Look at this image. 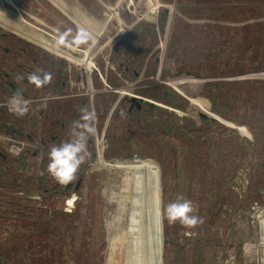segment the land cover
Segmentation results:
<instances>
[{
	"label": "rangeland",
	"instance_id": "obj_1",
	"mask_svg": "<svg viewBox=\"0 0 264 264\" xmlns=\"http://www.w3.org/2000/svg\"><path fill=\"white\" fill-rule=\"evenodd\" d=\"M49 1L66 19L59 18L40 0H0V71L14 65L29 66V54L18 53L17 49L36 50L39 59L44 54L52 55V51L77 67L78 61L71 56L82 63L94 46L95 54L89 53L87 59L101 71V79L96 78L98 88H104L109 77L113 82L124 80L134 85L129 93L136 92L135 85L139 84L148 103L143 104L136 123L134 115L122 116L121 111L114 110L118 96L113 98L101 126L103 131L109 121L106 142L100 129L94 155L85 159L76 174L81 181L79 189L67 191L62 197L49 191L53 179L41 166L44 154L39 151L32 155L38 147V136L31 141L26 138L27 133L41 130L38 108H33L34 126L28 125L27 115L17 117L5 106L13 92L0 88V153L5 158L16 156L11 147L23 142L19 154L26 160L24 168H15L0 159V209L8 210L11 202L21 204L28 197L41 200L48 209L80 215L75 222L71 217L67 220V224L76 226L69 231L68 239L72 232V264H156L152 161L167 162L171 202L175 201L170 159L176 158L181 144L189 146L190 153L196 145L194 140L203 139L204 127H210L242 151L244 169L237 201L244 196L247 172L255 182L248 205L226 209L222 204L220 211L211 212L219 215L214 217L210 231L217 230V237L227 241L208 244L202 264H260L259 246L264 243V0ZM61 37L63 43L58 44ZM79 45L85 49L80 57ZM125 66L129 71H124ZM131 69H136L137 75ZM93 71V65L86 64L88 78ZM123 71L128 79L120 77ZM23 75L21 72L19 76ZM20 88L26 98L27 89ZM166 88L176 94L172 101L175 107L164 101ZM106 98L104 93L97 94L96 102L107 104ZM148 105L155 108L149 111ZM167 112L175 116L164 125ZM193 124L199 129L188 131ZM106 143L109 148L105 151ZM204 144L202 141L198 164L207 161ZM173 149L176 151L172 154ZM189 153L187 158L192 156ZM189 160V170L179 181L180 186L187 184L188 199L199 211L203 204L202 173L193 172L198 166ZM75 182H71L72 187ZM173 226L174 264H198L197 258L194 261L190 257V247L183 256L186 261L179 260L177 223ZM60 260L66 264L65 254Z\"/></svg>",
	"mask_w": 264,
	"mask_h": 264
},
{
	"label": "trees",
	"instance_id": "obj_2",
	"mask_svg": "<svg viewBox=\"0 0 264 264\" xmlns=\"http://www.w3.org/2000/svg\"><path fill=\"white\" fill-rule=\"evenodd\" d=\"M164 95L167 98L164 101L175 107L176 105L172 102L176 96L175 92L170 88H166ZM154 108L150 105L148 110L152 111ZM161 110L159 113H161ZM166 114L168 121H163L164 125L171 123L175 116L174 113L170 112ZM158 122L160 125V118ZM197 129L199 127L193 124L188 128V131L193 130L194 132ZM201 134L203 139L196 138L194 140L196 145L190 153V147H184L181 144L178 146L176 158L173 156L170 159L175 201L178 196L188 199L186 194L189 191L186 188L187 184L181 181L185 190L182 192L179 180L182 174L187 169L189 170V159L193 161L195 166H198L193 168V172L201 171L202 173L200 187L202 189L201 199L203 204L199 211H194L192 214L202 217L203 223L194 228H187L177 222L179 260L183 262L185 258L183 256H186L190 247L192 249L191 254L189 253L190 257L194 261L197 258L195 263L198 264H202V261H204L206 256L203 255V252L208 244L227 241L217 237V230L210 231L214 217L219 215L211 212L220 211L223 208L222 204H226V209L243 207L248 205L251 199L250 196H241L237 201L238 188L241 186L244 169V159L239 146L226 140L221 133L210 129V127H204ZM202 141L207 149V161L198 164ZM228 150L236 153V155L233 154L234 156H232V153L229 155ZM175 151L176 149H173L171 153L173 154ZM188 153L192 155L190 158H187ZM32 155L35 157L37 154ZM0 159L7 161L9 163L8 167L24 168L26 163L22 154L5 158L0 153ZM179 191L182 193L180 194ZM79 216L56 210L54 207L48 209L39 199L33 201L26 197V200L21 204L20 202H11V207L8 210L0 209V264H63L60 259L64 254L67 257L66 264H72L75 261V258H72L74 251H71L70 246L73 243L72 232L69 242L68 239L69 231L74 230L76 226L75 224H67V220L68 217H71L69 219L75 222L79 219ZM228 237H233V235H228Z\"/></svg>",
	"mask_w": 264,
	"mask_h": 264
},
{
	"label": "flooded vegetation",
	"instance_id": "obj_3",
	"mask_svg": "<svg viewBox=\"0 0 264 264\" xmlns=\"http://www.w3.org/2000/svg\"><path fill=\"white\" fill-rule=\"evenodd\" d=\"M92 40L94 45L95 39ZM79 47L80 50L77 51H79L80 57L82 54H84L85 49L82 48L81 45H79ZM5 51L9 52L10 50L7 49ZM16 51L18 53L27 52L29 54V58L26 60L29 62V66L26 67L22 65H14L12 69L4 70L3 72L0 71V88H2L4 91H6V89H10L13 94H15L18 87L20 88L23 86L27 89V93L25 95L26 99L29 101V111L26 114L29 120L28 125L34 126L36 119L34 118L33 108H38L40 117L42 119L41 130L35 134L27 133L26 138L27 140L31 141L38 136V147L36 150L32 151V153L37 154V152L40 151L42 154H44V160L41 161L42 168L47 167V154L51 145H58L71 139L70 132L74 126L73 122L81 120V109L93 111L96 116L94 122L96 129L95 135L90 136L87 141V154L85 159H90L94 155L96 149L95 140L96 136L100 134V129L101 133L106 136L104 138L105 142L107 135H109V121L106 122L103 131L101 126L102 120L108 113V110L114 104V102H112L114 97L118 96L115 101L114 110L116 109L118 112L123 110L125 113L124 115L126 116L134 115L137 118L135 119L136 123L139 121V114L143 110V104L145 103V105H147L148 103V101L144 100L143 98L144 94L142 89L139 87V84L135 85L137 86L136 92L129 93V88H136L133 87L134 85L132 86L127 84V82L124 80L113 82L112 77H109L110 81L104 82V88H98L96 78H100L99 75H101V71L95 67L94 63L91 64V62H89L87 59V55L89 57L90 54H95L96 51L94 46L92 49H89L90 54L86 53L82 63L78 57H75L74 55L71 56L72 59L78 61L77 64H75L77 67L69 65L74 64L72 63V60H69L68 58L52 51H50L52 55L44 54L40 57V59L37 57L39 56L38 52H35L36 50L33 49H17ZM41 60L44 61L43 64L38 65V62H41ZM64 61H69L68 65L64 64ZM86 64L93 65L94 71L90 78H88L86 75ZM21 67H23V70ZM35 67L38 68V70H36ZM120 68L121 67H119V69ZM124 69V71H129L128 66H125ZM124 71L123 75H120V77L128 79V76L124 74ZM21 72H24L23 76L33 72H47L51 74L52 80L45 87L37 89L26 79H18V76L21 75ZM131 72L137 75L136 69H131ZM21 82L23 83L22 85L20 84ZM102 93L107 95V104L96 102V95H102ZM132 98H134V100H132ZM87 99L89 101H87ZM144 110L147 109L144 108ZM24 146L25 143L23 144L22 142L21 151L23 150ZM103 148L106 151L109 148V145L106 143L103 145ZM44 177L45 176H43V178ZM80 184V179H77L73 187L72 183H69L62 188L61 185L53 180L49 191L51 193L55 192L60 194L63 197V195H65L64 193L67 191L78 190ZM45 189L47 190V188Z\"/></svg>",
	"mask_w": 264,
	"mask_h": 264
},
{
	"label": "clouds",
	"instance_id": "obj_4",
	"mask_svg": "<svg viewBox=\"0 0 264 264\" xmlns=\"http://www.w3.org/2000/svg\"><path fill=\"white\" fill-rule=\"evenodd\" d=\"M58 44L63 43V37ZM18 79H26L35 88L40 89L48 85L51 74L47 72H33L26 76H18ZM23 89L19 88L15 94L9 98L5 105L10 113L17 117L26 115L29 111V101L23 95ZM82 116L80 121L73 122L71 129V139L60 144L51 145L47 157V174L59 185L66 186L78 179L77 172L85 162L87 154V141L90 136H94L96 129L94 122L95 113L87 109H81ZM125 113L121 111L123 116ZM18 155L19 153H14ZM44 173L41 172V175ZM196 209L193 202L183 196H178L176 201L169 202L163 209V218H166L169 225L179 222L183 227L194 228L203 223V218L193 215Z\"/></svg>",
	"mask_w": 264,
	"mask_h": 264
},
{
	"label": "bare ground",
	"instance_id": "obj_5",
	"mask_svg": "<svg viewBox=\"0 0 264 264\" xmlns=\"http://www.w3.org/2000/svg\"><path fill=\"white\" fill-rule=\"evenodd\" d=\"M46 6H49L59 17L65 18L63 12L56 6L50 3L49 0H40ZM139 3L136 1L135 3ZM134 3V6H136ZM71 24V21H68ZM73 25V24H71ZM80 31V30H79ZM81 32V31H80ZM84 37L89 38L88 35ZM264 159V153L261 155ZM154 177L156 181V190L154 191V201L156 206V230L153 234L155 242L154 259L156 264H174V248H175V231L174 226L169 225L166 218H163L164 207L171 202V190L169 179V166L163 159H156L152 161ZM254 178L250 172H247L245 178L244 196L249 197L254 185ZM249 192V194H247ZM71 204V200L68 201ZM259 263H264V243L259 246L258 252Z\"/></svg>",
	"mask_w": 264,
	"mask_h": 264
},
{
	"label": "built area",
	"instance_id": "obj_6",
	"mask_svg": "<svg viewBox=\"0 0 264 264\" xmlns=\"http://www.w3.org/2000/svg\"><path fill=\"white\" fill-rule=\"evenodd\" d=\"M21 145H22V143H20L19 145H12V147H11L12 152L13 153H16V152L19 153V152H21Z\"/></svg>",
	"mask_w": 264,
	"mask_h": 264
},
{
	"label": "water",
	"instance_id": "obj_7",
	"mask_svg": "<svg viewBox=\"0 0 264 264\" xmlns=\"http://www.w3.org/2000/svg\"><path fill=\"white\" fill-rule=\"evenodd\" d=\"M132 100H134V98H132ZM244 184H245V182H244ZM244 187H245V185H244ZM243 190H244V188H243ZM244 192V191H243Z\"/></svg>",
	"mask_w": 264,
	"mask_h": 264
}]
</instances>
